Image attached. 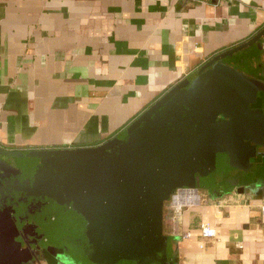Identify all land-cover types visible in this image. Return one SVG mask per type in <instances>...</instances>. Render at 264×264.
Instances as JSON below:
<instances>
[{
  "label": "crops",
  "instance_id": "obj_1",
  "mask_svg": "<svg viewBox=\"0 0 264 264\" xmlns=\"http://www.w3.org/2000/svg\"><path fill=\"white\" fill-rule=\"evenodd\" d=\"M263 41L264 0H0V145L111 140L211 56L246 44L224 70L252 84L253 140L178 221L164 203L148 261L122 264H264V200L242 192L264 185ZM205 220L215 238L199 236ZM61 253L52 247L27 264H90Z\"/></svg>",
  "mask_w": 264,
  "mask_h": 264
},
{
  "label": "water",
  "instance_id": "obj_2",
  "mask_svg": "<svg viewBox=\"0 0 264 264\" xmlns=\"http://www.w3.org/2000/svg\"><path fill=\"white\" fill-rule=\"evenodd\" d=\"M245 45L211 56L106 143L18 157L16 167L2 168V188L37 206L48 218L35 220L73 239L82 261H148L172 193L192 187L196 176L213 179L217 172L220 179L244 141L253 140L252 84L235 68L224 70L228 56ZM216 62L221 67L208 71ZM242 192L264 200V185Z\"/></svg>",
  "mask_w": 264,
  "mask_h": 264
},
{
  "label": "flooded vegetation",
  "instance_id": "obj_3",
  "mask_svg": "<svg viewBox=\"0 0 264 264\" xmlns=\"http://www.w3.org/2000/svg\"><path fill=\"white\" fill-rule=\"evenodd\" d=\"M107 141L100 144L106 143ZM75 148L78 147H58L57 149L71 150ZM33 150H39V152L29 153ZM48 151L45 153V150L38 148H9L0 145V159L9 165L7 166L0 161V264H21L22 262H26L25 264H27L29 261L37 262L38 252L49 250L52 247L57 251H61L63 258L68 260L76 259L77 261L83 260L80 254L81 249L74 245L75 241L73 239L70 240L64 234L57 235L46 229V227L43 226L44 228H42L40 226L39 222L35 219L47 223L48 217L43 212H40L37 206L31 205L25 199L18 197L15 192H9L8 189L11 188H4L6 191L2 188L5 184V181L2 180L3 176L1 175L3 173L2 168L10 170L11 167H16L18 165V157L54 154L48 153ZM8 178L11 179L12 177H5V180ZM222 179H218L213 184L222 183Z\"/></svg>",
  "mask_w": 264,
  "mask_h": 264
},
{
  "label": "built area",
  "instance_id": "obj_4",
  "mask_svg": "<svg viewBox=\"0 0 264 264\" xmlns=\"http://www.w3.org/2000/svg\"><path fill=\"white\" fill-rule=\"evenodd\" d=\"M192 3H205L208 0H184ZM264 46V41H263ZM264 73V70H263ZM203 200V196L197 187H180L177 188L169 198V204L171 209V218L174 222L180 219L181 213L186 208H191L199 205ZM259 211L264 215V201L259 205ZM182 238L192 237L190 230H184L179 232ZM199 236L202 239L215 238L217 236L216 227L210 221H202L199 224ZM200 246H203L200 243Z\"/></svg>",
  "mask_w": 264,
  "mask_h": 264
},
{
  "label": "rangeland",
  "instance_id": "obj_5",
  "mask_svg": "<svg viewBox=\"0 0 264 264\" xmlns=\"http://www.w3.org/2000/svg\"><path fill=\"white\" fill-rule=\"evenodd\" d=\"M216 64H218L217 62L212 66V67H209L207 70L208 71H212V70H214V69H216L215 68V66H216ZM208 73H211V72H208ZM217 118H218V122H220V123H222L223 124V127H224V114H222V113H220V114H218L217 115ZM38 149H40V150H45V153H47L46 151V149H42V148H38ZM55 151H59V150H50V151H48V153H50V152H55ZM32 152H39V150H33V151H31V152H29V153H31L32 154ZM22 154V153H21ZM217 173V172H216ZM216 173H215V175H214V177H213V179H212V175L210 176H207L206 177V180H204V178H198L197 176L195 177V180H194V182L192 183V187H197V188H201L202 189V187H200L201 185H200V183L201 184H203L205 181H207V182H210V183H212V180H214L213 181V183H215V181H217L216 180ZM224 177V174L222 175V176H220V178H223ZM224 179V178H223ZM165 206H167V208L170 206V204H169V199L165 202ZM164 213H166V209L164 210ZM28 258V257H27ZM158 259V258H157ZM26 262H22L21 264H25Z\"/></svg>",
  "mask_w": 264,
  "mask_h": 264
},
{
  "label": "trees",
  "instance_id": "obj_6",
  "mask_svg": "<svg viewBox=\"0 0 264 264\" xmlns=\"http://www.w3.org/2000/svg\"><path fill=\"white\" fill-rule=\"evenodd\" d=\"M46 150H57V148H46Z\"/></svg>",
  "mask_w": 264,
  "mask_h": 264
}]
</instances>
